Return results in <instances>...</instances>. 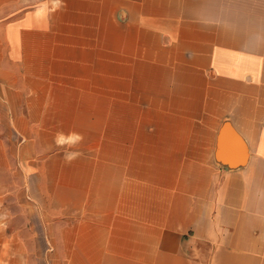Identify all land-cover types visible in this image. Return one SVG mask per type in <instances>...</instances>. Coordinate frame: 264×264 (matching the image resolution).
<instances>
[{
    "label": "crops",
    "instance_id": "crops-1",
    "mask_svg": "<svg viewBox=\"0 0 264 264\" xmlns=\"http://www.w3.org/2000/svg\"><path fill=\"white\" fill-rule=\"evenodd\" d=\"M32 2L0 0V264H264V0Z\"/></svg>",
    "mask_w": 264,
    "mask_h": 264
},
{
    "label": "clouds",
    "instance_id": "clouds-1",
    "mask_svg": "<svg viewBox=\"0 0 264 264\" xmlns=\"http://www.w3.org/2000/svg\"><path fill=\"white\" fill-rule=\"evenodd\" d=\"M82 141L83 136L79 133L65 134L63 132H58L54 137L55 145L58 148L65 149L64 158L69 163L79 157L80 153L78 151H72L71 149Z\"/></svg>",
    "mask_w": 264,
    "mask_h": 264
},
{
    "label": "rangeland",
    "instance_id": "rangeland-1",
    "mask_svg": "<svg viewBox=\"0 0 264 264\" xmlns=\"http://www.w3.org/2000/svg\"><path fill=\"white\" fill-rule=\"evenodd\" d=\"M50 1H53L54 7L59 6L60 4H62V0H38L37 3L32 2V5H36V6H42L43 4H46ZM56 4V5H55Z\"/></svg>",
    "mask_w": 264,
    "mask_h": 264
}]
</instances>
